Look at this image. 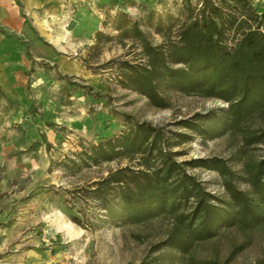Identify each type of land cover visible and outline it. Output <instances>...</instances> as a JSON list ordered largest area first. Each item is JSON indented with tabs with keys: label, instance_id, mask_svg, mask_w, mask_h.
<instances>
[{
	"label": "rangeland",
	"instance_id": "rangeland-1",
	"mask_svg": "<svg viewBox=\"0 0 264 264\" xmlns=\"http://www.w3.org/2000/svg\"><path fill=\"white\" fill-rule=\"evenodd\" d=\"M201 2L59 0L47 29L59 62L35 60L23 45L16 91L0 94V264H264V215L248 226L219 223L215 236L183 252L167 242L168 209L132 221L112 190L104 193L112 211L93 193L116 168L150 172L164 155L207 202L232 209L227 179L256 201L251 177L259 170L264 181V108L233 122L228 102L181 91L169 78L156 82L164 108L125 86L129 65L165 72L148 62L145 45L166 50ZM250 2L264 27V0ZM142 122L160 131L156 149L88 158L91 146ZM182 201L191 211L198 198L192 191Z\"/></svg>",
	"mask_w": 264,
	"mask_h": 264
},
{
	"label": "trees",
	"instance_id": "trees-1",
	"mask_svg": "<svg viewBox=\"0 0 264 264\" xmlns=\"http://www.w3.org/2000/svg\"><path fill=\"white\" fill-rule=\"evenodd\" d=\"M188 11L187 26L180 28L166 50L149 44L144 47L148 62L157 61L166 68L165 72L129 65L124 75L125 86L146 96L152 106L164 108L167 105L156 82L158 77L169 78L181 91L228 102L233 122L249 114L251 109L264 108V27L253 13L250 0H202L197 13H192L190 7ZM167 61L180 66L168 68ZM159 133L147 122L135 124L128 131L91 146L88 158L96 163L113 159L122 152L144 154L149 147L150 151L157 148L162 138ZM161 152L160 149L158 153ZM161 166L150 172L116 168L94 184L93 193L104 208L112 211L104 197L108 189L112 190L132 221L148 218L157 208L168 209L174 219L167 242L183 252L194 240L215 236L219 223L248 226L263 219L264 181L260 179L263 172L258 170L251 177L255 202L228 179L224 182L228 205L232 208L226 211L207 202L206 193L176 171L177 165L170 158L163 155ZM223 167L219 161L218 168L223 170ZM192 191L198 198L195 207L191 211L181 210L182 199ZM168 199L169 205L165 206Z\"/></svg>",
	"mask_w": 264,
	"mask_h": 264
},
{
	"label": "crops",
	"instance_id": "crops-1",
	"mask_svg": "<svg viewBox=\"0 0 264 264\" xmlns=\"http://www.w3.org/2000/svg\"><path fill=\"white\" fill-rule=\"evenodd\" d=\"M58 4L59 0H0V94L16 91L17 59L24 44L31 47L35 60H59L49 49L47 31L48 16Z\"/></svg>",
	"mask_w": 264,
	"mask_h": 264
}]
</instances>
